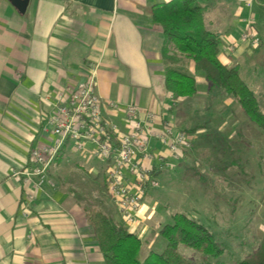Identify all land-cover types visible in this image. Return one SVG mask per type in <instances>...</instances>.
I'll return each mask as SVG.
<instances>
[{"label":"crops","instance_id":"obj_1","mask_svg":"<svg viewBox=\"0 0 264 264\" xmlns=\"http://www.w3.org/2000/svg\"><path fill=\"white\" fill-rule=\"evenodd\" d=\"M171 1L30 0L21 12L12 0H0V264H105L87 219V205L75 192L60 187L62 178L56 180L52 171L51 182L41 184L23 172L32 165V150L54 140L48 118L58 95L67 93L91 68L96 70L97 91L104 103L134 104L142 116L153 114L158 134L167 121L178 125L177 98L166 86L163 29L152 13L157 5ZM234 1L230 5L225 0L220 57L224 63L242 66L259 47L240 40L249 9L241 10ZM261 10L255 5L253 13L264 41ZM190 65L197 76L195 64ZM199 77L198 82L208 84L202 74ZM104 110L124 129L122 111L107 105ZM150 151L159 179L166 164L186 161L188 148L172 151L155 136ZM78 153L73 145L66 147L55 167ZM94 167L95 176L105 172L103 161L101 167ZM104 183L111 199L106 176ZM103 206L121 220L118 208ZM149 208L143 204L135 232L150 251L149 238L142 234Z\"/></svg>","mask_w":264,"mask_h":264},{"label":"rangeland","instance_id":"obj_2","mask_svg":"<svg viewBox=\"0 0 264 264\" xmlns=\"http://www.w3.org/2000/svg\"><path fill=\"white\" fill-rule=\"evenodd\" d=\"M232 2L235 1L226 0L230 5ZM226 3L212 0L207 14L210 28L225 26ZM260 13L264 15V10ZM183 63L190 70L193 62ZM240 68L264 111V41ZM201 74L198 72V79ZM198 83L199 87L201 82ZM209 88V83H201L196 96L176 100V125L184 132H192L191 145L186 161L166 164L159 186L146 196L144 204L150 208L142 234L148 236L152 249L158 250L166 244L159 233L161 227L171 222L173 214L188 213L215 233L225 252L214 258L180 245L179 253L195 264H239L264 238V130L240 110L232 96L217 89L209 92ZM71 145L72 141L68 146ZM80 157L78 153L62 160L51 169L53 177L57 180L60 176V187L75 192L87 206L109 212L103 205L110 204L115 210L104 183L105 172L95 176L92 170L93 166L101 167L102 160ZM80 159L82 166L78 165ZM148 251L145 245L142 256Z\"/></svg>","mask_w":264,"mask_h":264},{"label":"trees","instance_id":"obj_3","mask_svg":"<svg viewBox=\"0 0 264 264\" xmlns=\"http://www.w3.org/2000/svg\"><path fill=\"white\" fill-rule=\"evenodd\" d=\"M212 5V0H173L154 8L153 20L164 34L162 52L167 89L176 98L198 94L197 76L183 63L192 61L196 71L209 83V92L217 89L232 96L240 110L264 130V111L256 93L241 75L239 64L224 63L220 57L224 32L209 26L212 23L207 14ZM260 39L258 47L263 45L261 36ZM86 214L105 264H195L179 253L180 245L214 258L225 252L215 233L187 213L172 215L171 222L159 232L166 241L164 248L151 249L144 257L143 240L137 232L129 230L122 218L119 220L92 205L86 207ZM239 264H264V238Z\"/></svg>","mask_w":264,"mask_h":264},{"label":"built area","instance_id":"obj_4","mask_svg":"<svg viewBox=\"0 0 264 264\" xmlns=\"http://www.w3.org/2000/svg\"><path fill=\"white\" fill-rule=\"evenodd\" d=\"M237 1L241 10L249 9V14L243 18L246 27L240 40L258 47L261 39L253 8L256 4L263 7L264 0ZM96 77L95 68H91L84 79L68 88L67 93L58 95L56 108L48 118V130L54 140L49 145L32 150V165L27 166L23 173L29 179H38L37 184L51 182V169L72 141L76 151L97 157L105 163L111 199L129 230L135 232L146 196L151 189L159 186L154 174L155 155L150 151L152 138L159 137L169 149L178 152L191 145L192 134L180 130L170 121L158 134L153 114L142 116L134 104L104 103L97 91ZM105 105L125 114L124 129L105 113Z\"/></svg>","mask_w":264,"mask_h":264},{"label":"water","instance_id":"obj_5","mask_svg":"<svg viewBox=\"0 0 264 264\" xmlns=\"http://www.w3.org/2000/svg\"><path fill=\"white\" fill-rule=\"evenodd\" d=\"M30 0H12L21 12H25Z\"/></svg>","mask_w":264,"mask_h":264}]
</instances>
